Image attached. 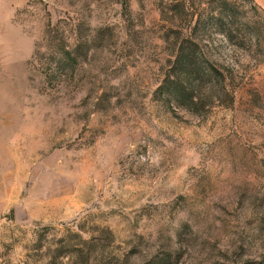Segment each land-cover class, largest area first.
<instances>
[{
    "label": "rangeland",
    "instance_id": "obj_1",
    "mask_svg": "<svg viewBox=\"0 0 264 264\" xmlns=\"http://www.w3.org/2000/svg\"><path fill=\"white\" fill-rule=\"evenodd\" d=\"M168 44L167 0H0V264H264V62L189 112Z\"/></svg>",
    "mask_w": 264,
    "mask_h": 264
},
{
    "label": "trees",
    "instance_id": "obj_2",
    "mask_svg": "<svg viewBox=\"0 0 264 264\" xmlns=\"http://www.w3.org/2000/svg\"><path fill=\"white\" fill-rule=\"evenodd\" d=\"M63 36L57 31L56 41ZM167 41L172 53L163 84L167 100L189 112L227 105L245 71L264 62V9L255 0H167ZM223 45L245 62L217 60L214 53ZM54 51L64 64V58L73 59L63 47Z\"/></svg>",
    "mask_w": 264,
    "mask_h": 264
}]
</instances>
